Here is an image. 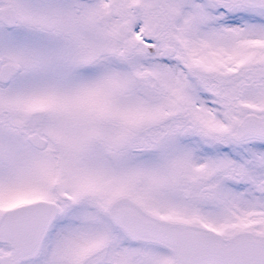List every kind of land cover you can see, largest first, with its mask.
Returning a JSON list of instances; mask_svg holds the SVG:
<instances>
[{
  "label": "snow or ice",
  "instance_id": "1",
  "mask_svg": "<svg viewBox=\"0 0 264 264\" xmlns=\"http://www.w3.org/2000/svg\"><path fill=\"white\" fill-rule=\"evenodd\" d=\"M0 264H264V0H0Z\"/></svg>",
  "mask_w": 264,
  "mask_h": 264
}]
</instances>
